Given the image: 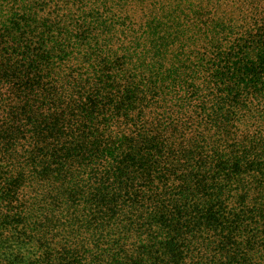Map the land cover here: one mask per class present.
I'll use <instances>...</instances> for the list:
<instances>
[{"label": "trees", "instance_id": "16d2710c", "mask_svg": "<svg viewBox=\"0 0 264 264\" xmlns=\"http://www.w3.org/2000/svg\"><path fill=\"white\" fill-rule=\"evenodd\" d=\"M145 1L0 0V264H264V21Z\"/></svg>", "mask_w": 264, "mask_h": 264}, {"label": "rangeland", "instance_id": "374dc122", "mask_svg": "<svg viewBox=\"0 0 264 264\" xmlns=\"http://www.w3.org/2000/svg\"><path fill=\"white\" fill-rule=\"evenodd\" d=\"M163 1L164 2L168 1V2L172 3L174 0H163ZM255 3H256V0H239L234 5L227 7L226 15L229 16V15H233V13H234V15H240V17H242L243 14H245L246 17H249L250 14L256 13L259 23H262L264 21V19H262L264 12H263V15L261 13L257 12L254 9V8H256ZM154 4L155 3H152L151 0H148V1H145L143 6L138 7V9L134 12V19L137 21V24L142 23L145 20V18L148 17L155 10V7L153 6ZM257 5H259V4H257ZM233 6H235V7L228 11V9H230ZM248 21L249 20H245L243 23H247ZM250 22H252V25H253V20H251ZM255 27H256V24H255ZM255 102L256 103H254L253 106H255L259 112H257L254 115L253 119L249 122V125H246L244 127L241 125H238L237 127L245 129L247 132L250 133V136H253V137H256L255 132L260 131L262 133L261 134L259 133L258 135L264 137V113L262 111L264 108V101L255 100ZM201 103H207V104L211 105V100L209 98L204 99V98L197 97V98L192 100V103L190 105H187L189 107L188 112L194 110V112L190 116H192L194 118L198 117L197 118L198 121L204 119L201 115L197 116V114H196V109L198 108V106ZM170 123H173V120L166 121V125H168Z\"/></svg>", "mask_w": 264, "mask_h": 264}]
</instances>
